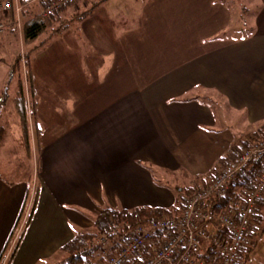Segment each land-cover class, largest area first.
<instances>
[{"label": "crops", "instance_id": "0c3cea01", "mask_svg": "<svg viewBox=\"0 0 264 264\" xmlns=\"http://www.w3.org/2000/svg\"><path fill=\"white\" fill-rule=\"evenodd\" d=\"M46 1L21 0V22L40 16ZM227 1L168 8L156 0L123 26L121 11L112 21L106 8H62L47 19L69 15L78 31L61 25L29 51L46 52L44 74L20 61L15 114L30 132L33 173L18 183L0 178V264H49L105 209L169 210L177 191L155 183L153 172L192 182L211 172L198 189L232 162L234 148L264 140V0L252 12L243 0ZM14 17L0 11V24L9 23L0 43L17 32L23 42ZM8 114L2 108L0 132Z\"/></svg>", "mask_w": 264, "mask_h": 264}, {"label": "built area", "instance_id": "2783aa9c", "mask_svg": "<svg viewBox=\"0 0 264 264\" xmlns=\"http://www.w3.org/2000/svg\"><path fill=\"white\" fill-rule=\"evenodd\" d=\"M76 1H47L40 16L46 18ZM10 10L19 11L15 6L13 8L11 0H0V11ZM231 153L234 161L220 168L207 185L187 197L179 217L137 226L123 243L113 238L119 233L118 226L114 225L96 240V245H102L101 261L85 260L83 264H205V245L210 243L211 232L220 228L228 229L230 240L215 241V251L220 260L214 264H236L237 253L246 241L257 203L264 197V174L256 178L251 191L242 201L231 204L236 220L230 215H220L211 228L200 227L199 224L210 218L209 212L204 209L206 203L225 195L231 181L244 174L253 161L264 158V140L255 141L246 148H234ZM159 231L166 236L159 240L156 247L149 246L153 233ZM106 242L115 246L112 255L103 248Z\"/></svg>", "mask_w": 264, "mask_h": 264}, {"label": "rangeland", "instance_id": "374dc122", "mask_svg": "<svg viewBox=\"0 0 264 264\" xmlns=\"http://www.w3.org/2000/svg\"><path fill=\"white\" fill-rule=\"evenodd\" d=\"M17 1L18 0H15L14 6L18 8L19 11L16 12V10H13L15 16L14 22L16 27L20 26V28H18V31L21 32L23 24L21 22L22 7L21 3H18ZM147 1L148 0H78L73 5L64 6L63 8H66V12H68L69 8H87L86 12L91 11L93 8H106L112 21V15H115L116 11L117 13L121 11L120 14H117L116 20L119 19V23L123 26L124 23L127 22V19L130 18L134 8H150L151 6L153 7L155 3H152V1L156 0H150L151 2L149 4ZM224 1L225 3H228L227 0ZM231 1L232 4L235 3L237 6L241 2L240 0ZM169 2L170 3L168 8H177V5L174 4V0H169ZM242 2L243 5H246L247 9L250 12H252L253 8H255L256 6L255 0H243ZM44 5L42 6V9ZM82 12L83 11H81V14H79L78 16L81 17V15L83 14ZM73 18L74 17H72V19ZM72 19L69 15L64 16L63 20L59 21L58 23H56L52 19L51 23L46 25V30L44 31V33L39 35L35 40L31 42L27 43L25 41H19V34L17 32V35H13L9 39H7L8 37L5 38L6 40L3 38L4 41L0 43V59H2V61H0V97L3 96V94L6 92L9 96L6 106L0 107V113L2 111V108H6V110L9 111V114L5 116L6 123L5 127H2L3 132H0V137L2 139L1 149L3 150V153L0 155V178L7 182L18 183L25 180L26 178H31L33 173V161L31 159L28 160L27 152L29 151V149L32 151V149L34 148V146L32 147L30 132H28V134L24 132L26 123L21 119V117H19L18 114H15V111H22L21 101L18 100V92L21 88H23L24 80L18 78L17 69H15L16 71L13 74V78H11L10 76H6L8 69H10L11 59L14 58L16 54H20L17 59L20 61L22 59L23 61V59L25 58V53H28L30 57V64L33 65V67L35 64L39 66L41 65L39 71L43 74V71H49V61L44 55L46 52L40 53L41 56H39V59L36 58V55L32 52L29 53V51L33 50L35 46H37L40 42L50 37V34H52L54 30L60 27L61 25L68 24L72 30V33L77 32L78 29L75 28H77L79 22L75 21L74 24H72ZM248 19L251 20L252 18L248 16ZM8 24H0V34L5 33L9 29L6 26ZM105 37L108 39L110 37L112 38V33L105 32ZM44 79H46V77ZM27 139L29 145L27 144ZM237 143L240 144L241 142H234L233 145L236 146L238 145ZM210 173L211 172H209V174L204 173L203 175H200V177H198V180H195L197 181L196 183L195 181L192 182L193 180L190 177L185 178V175H183L181 172L165 173L164 175H161L157 172H153V177L155 179V183L164 185L173 191H178V189H182V192L184 193L189 189H193L194 187L203 185L207 178L210 177ZM258 213L262 216L261 224H263L264 208L261 210V212ZM91 232H93L92 225L88 231H85V233ZM253 242H256V246L251 252L242 255L241 264H264V233L259 238H254ZM106 247L107 245L103 246L104 249H106ZM71 253V247L67 249L63 248L61 251L55 253V255H53L50 259H47L46 262H49V264H58L62 262ZM95 253L100 254V249H96Z\"/></svg>", "mask_w": 264, "mask_h": 264}, {"label": "trees", "instance_id": "16d2710c", "mask_svg": "<svg viewBox=\"0 0 264 264\" xmlns=\"http://www.w3.org/2000/svg\"><path fill=\"white\" fill-rule=\"evenodd\" d=\"M11 2L13 3L14 8V0H11ZM18 3H21V0H19ZM54 14L55 13L50 14L46 18L35 16L31 20L23 24V41L27 43L31 42L35 40L39 35L43 34L46 30V25L48 22L47 19ZM23 61L28 73V67L30 65L29 54L25 55ZM14 67L17 69L18 77L21 78L20 60H16ZM26 75L28 79L29 76L28 74ZM3 101L4 100H2V102L0 101V107ZM243 145V148H246L252 145V143H244ZM232 161H234L233 155ZM263 174L264 158L253 161L244 174L240 175L235 180L229 183L228 190L225 195L217 197L211 202L206 203L204 209H207L210 218L208 221L200 223L199 226L211 228L212 224L215 222V219L220 215H230L236 220V212L231 204L233 202L242 201L247 193L251 191L256 178ZM196 189L197 188L189 189L184 193L182 192V189H178V191L176 192V198L174 199V204L169 210L150 208H139L131 211H117L114 209L103 210L94 218L92 222L93 232H83L80 234H76L71 242L64 246L65 249L71 247L72 253L58 264H83L85 260H92L94 262L101 261L100 254L95 253V250L100 249L102 245H96V240L101 235L109 231L114 225L118 226L119 233L117 236H113V238L116 241L123 243L125 242L126 237L130 235L137 226L149 224L154 220L176 219L177 217H179L184 209L187 197ZM263 208L264 197L257 203L255 213L251 218V227L246 237V241L237 253L236 264L242 263V255L251 252L256 246V242H253V239L256 237L259 238L264 232V223L261 224L262 216L258 213L261 212ZM210 235V243L205 245V264H214L220 260L215 251V241L217 239H220L223 242H228L230 240L229 231L226 228L213 230ZM165 236L166 234L164 232H154L152 238L150 239L149 246L156 247L159 240L164 239ZM104 245H107L109 247V249L107 247L106 249H108L109 254L112 255L115 249L114 244L106 242L105 244H103V246Z\"/></svg>", "mask_w": 264, "mask_h": 264}]
</instances>
